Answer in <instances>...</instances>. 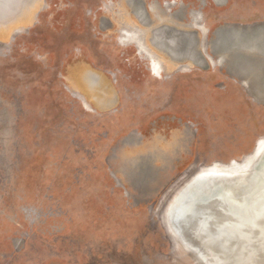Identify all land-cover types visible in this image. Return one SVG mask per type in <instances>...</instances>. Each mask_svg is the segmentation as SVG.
<instances>
[{
  "label": "rangeland",
  "instance_id": "374dc122",
  "mask_svg": "<svg viewBox=\"0 0 264 264\" xmlns=\"http://www.w3.org/2000/svg\"><path fill=\"white\" fill-rule=\"evenodd\" d=\"M40 9L0 34V264H264V0Z\"/></svg>",
  "mask_w": 264,
  "mask_h": 264
},
{
  "label": "bare ground",
  "instance_id": "6f19581e",
  "mask_svg": "<svg viewBox=\"0 0 264 264\" xmlns=\"http://www.w3.org/2000/svg\"><path fill=\"white\" fill-rule=\"evenodd\" d=\"M196 25H198L199 23L198 22H195ZM148 30V27L145 28L144 31H147ZM147 33V32H146ZM160 38V37H159ZM172 43V42H171ZM170 43V44H171ZM169 44V43H168ZM167 45V44H166ZM147 51V50H146ZM153 53V52H152ZM152 53H148V57L152 60V64H155V63H160L158 62V58L154 56V54ZM250 58V56H248ZM257 58V57H256ZM254 61L256 59H253ZM258 60V59H257ZM231 91H233L231 89ZM236 91V89H235ZM232 93V92H231ZM235 94V93H234ZM232 98H234V96L232 94H230ZM236 97V96H235ZM237 98V97H236ZM242 105V104H241ZM243 106V105H242ZM227 191V190H226ZM211 196V195H210ZM235 215H233L232 217H234ZM232 217L230 216H227L226 213L224 214H221L218 218V222L216 223L215 227L213 230H211L208 225L206 224L205 226V223L204 221H198V223L196 224V227L198 229V231L202 232L203 234H206V235H209L210 232H213L215 231L216 234V237L215 235H211L212 238L211 240H216L215 243L219 244L220 245V250L221 251H225L227 254H232L234 253L235 251V247L233 248V246H236L237 244L239 243H242V242H246V240H250L248 239L249 238V235L251 233H247V229L245 228V225L247 223L243 222V215H236L235 218H233V220L235 221L233 224H235V226H233V228H230L231 226L229 225H226L225 221H227L228 219H232ZM255 219V218H254ZM257 220V219H256ZM220 222V223H219ZM247 222V221H246ZM257 225V223H256ZM236 226H238L236 228ZM255 230V228H254ZM243 231H245V239L243 238L242 240H239L237 235L240 233H243ZM203 236V235H202ZM201 238V237H200ZM196 239V238H195ZM205 239V237H204ZM256 239V238H255ZM253 241V240H252ZM256 241V240H255ZM203 242V241H202ZM209 243V242H208ZM214 243V244H215ZM250 243V242H249ZM207 246V245H206ZM217 246V245H216ZM238 248V247H237ZM242 248V247H241ZM244 248V247H243ZM249 248V247H248ZM239 249V248H238ZM247 249V248H245ZM243 251V249H241ZM240 249L238 250L239 252L241 251ZM231 252V253H230ZM242 254V253H241ZM244 254V252H243ZM255 254V253H254ZM245 255V254H244ZM241 257V255H240ZM246 257V256H245ZM234 258H237L235 257L234 255ZM224 263V262H223ZM226 263V262H225Z\"/></svg>",
  "mask_w": 264,
  "mask_h": 264
},
{
  "label": "crops",
  "instance_id": "0c3cea01",
  "mask_svg": "<svg viewBox=\"0 0 264 264\" xmlns=\"http://www.w3.org/2000/svg\"><path fill=\"white\" fill-rule=\"evenodd\" d=\"M13 10V8H12ZM11 10V11H12ZM41 11L40 9V0H34L30 2L26 0L25 2L18 0L15 9L9 15H7L6 19L3 22H0V34L1 32L9 30L11 25H14L18 22L29 23L34 15H38ZM6 20V21H5ZM8 33V32H4ZM3 34V33H2Z\"/></svg>",
  "mask_w": 264,
  "mask_h": 264
}]
</instances>
